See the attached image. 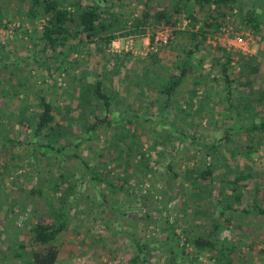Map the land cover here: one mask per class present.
<instances>
[{
  "label": "rangeland",
  "instance_id": "1",
  "mask_svg": "<svg viewBox=\"0 0 264 264\" xmlns=\"http://www.w3.org/2000/svg\"><path fill=\"white\" fill-rule=\"evenodd\" d=\"M55 1L97 6L95 41L43 50L51 16L0 0V264H31V229L59 214L57 264H264V217L243 213L264 209V132L241 128L264 121V0L213 12V28L183 0ZM97 81L109 109L88 92ZM42 95L54 121L36 133Z\"/></svg>",
  "mask_w": 264,
  "mask_h": 264
},
{
  "label": "trees",
  "instance_id": "2",
  "mask_svg": "<svg viewBox=\"0 0 264 264\" xmlns=\"http://www.w3.org/2000/svg\"><path fill=\"white\" fill-rule=\"evenodd\" d=\"M191 3L192 5L188 11V18L192 20L194 26L199 22L198 19L194 16V12L192 11L195 6H198L200 10L204 8H208L211 13L209 14V20L205 23L206 27L213 28V24H209V22L215 21L213 16V12L220 11L223 8H227L231 13V9L239 3V0H183ZM32 7L34 8L31 12L33 15L38 13L37 8L46 15H50L48 23L45 24L43 28V36L42 39L45 42V47L43 50L48 48L53 49L55 52L58 47H62L66 45L70 38H79L80 42H93L95 41V35L98 33L100 29V17H99V9L97 6L91 7L88 9H83L82 4L78 2L77 7L70 10V8H62L59 7L58 3L55 0H32ZM254 13H250L248 17V22L251 24L254 23L252 18ZM160 16L165 23L169 26L175 27L176 22H172L170 18L165 13H160ZM258 24L255 23L254 28L258 29ZM202 32V29L200 30ZM129 33L131 35L140 33L145 34V25L139 23L133 30H130ZM180 33V32H176ZM197 35L193 36L195 38ZM105 42L110 43L116 37L106 36L102 37ZM154 41V37L152 38ZM73 47H76L73 45ZM197 47V44L195 45ZM64 52V51H62ZM60 52V53H62ZM63 54V53H62ZM68 52L65 53L67 56ZM256 71V69H254ZM226 77H228L227 71H224ZM179 78L170 79V85H166L165 88L161 91L164 93L168 99L172 97L173 93L176 91L178 86ZM230 85H228L229 87ZM88 92H92L98 99H100L107 109L112 105L113 99L105 94L103 91L102 85L99 81H97L94 85L89 87ZM39 106H40V116L36 125V133L42 132L46 129L51 123L54 121L53 107L47 101L45 96H40L39 98ZM232 105V104H231ZM233 107V105H232ZM232 109V108H231ZM23 120L28 124L26 116L23 114ZM113 122L109 118L98 119L96 120L95 126H99L101 124H106L110 126ZM245 131L250 132H264V121L260 124L257 123H247L245 125H241ZM43 148H49V146H42ZM53 147V146H52ZM78 147V146H76ZM66 146L61 150H65ZM83 165L87 172H92L90 166L83 162ZM95 177V176H93ZM203 178L210 179L212 182H215L213 171L209 168L208 170L203 172ZM243 178H238L235 180L236 184L241 183ZM230 210L232 212L238 211L233 209L232 207H227L225 210ZM243 213L250 214L254 213L258 216L264 217V209H257L255 211L244 210ZM58 221L54 223H37L32 229L31 233L33 234V242L38 247L42 248L39 250H33L28 252L31 264H57L60 257V247L57 244L58 237L61 233H63L67 228V219L65 214L58 215ZM58 222V223H57ZM190 244L193 245L194 249H216L217 245L215 243L209 242L208 240H203L202 238H198L196 240H191ZM184 245V254H189L187 251V245ZM24 248V247H23ZM19 257H22V254H18Z\"/></svg>",
  "mask_w": 264,
  "mask_h": 264
},
{
  "label": "built area",
  "instance_id": "3",
  "mask_svg": "<svg viewBox=\"0 0 264 264\" xmlns=\"http://www.w3.org/2000/svg\"><path fill=\"white\" fill-rule=\"evenodd\" d=\"M155 40H156V42H159V41L162 40V38H160L159 36H157V37L155 38ZM231 45H232L233 47H235L236 49H239V50H241V51H247L248 48H249V46H248V44L246 43V41H244V40L241 39V38L231 40Z\"/></svg>",
  "mask_w": 264,
  "mask_h": 264
}]
</instances>
